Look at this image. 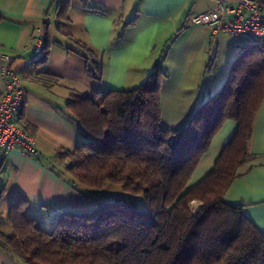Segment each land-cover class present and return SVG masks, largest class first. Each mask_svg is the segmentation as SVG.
<instances>
[{
	"label": "trees",
	"instance_id": "16d2710c",
	"mask_svg": "<svg viewBox=\"0 0 264 264\" xmlns=\"http://www.w3.org/2000/svg\"><path fill=\"white\" fill-rule=\"evenodd\" d=\"M69 7L70 0L59 3V19L67 20ZM47 29L36 54L39 65L50 56ZM78 53L93 64L87 67L89 78L100 82L102 65L95 63V55L85 45ZM166 77L159 62L131 90L72 97L67 107L85 141L72 150H57L56 157L64 167L60 176L95 207L58 212L48 232L25 215L27 201L18 199L6 215L0 213V222L6 217L15 230L12 237L0 231L4 251L26 264H36L26 258L42 264H264V233L244 215L243 206L224 201L237 169L252 158L248 143L264 97V51L252 47L242 52L222 88L178 130L161 123ZM229 120L238 125L235 134L213 170L189 187ZM110 184L142 196L147 210L131 201L99 200ZM3 196L0 190V200ZM194 203L199 206L193 208Z\"/></svg>",
	"mask_w": 264,
	"mask_h": 264
},
{
	"label": "crops",
	"instance_id": "0c3cea01",
	"mask_svg": "<svg viewBox=\"0 0 264 264\" xmlns=\"http://www.w3.org/2000/svg\"><path fill=\"white\" fill-rule=\"evenodd\" d=\"M216 1L70 0L67 20H61L56 9L62 0H0V53L12 57L11 69L25 88L23 109L14 119L33 135L38 152L35 158H25L15 149L5 158L0 167V190H4L0 213L6 215L18 199L26 200L27 208L34 207L37 215L95 207L66 183L65 175L60 176L64 167L56 157L57 150H72L85 141L67 107L74 95L131 90L161 62L167 73L161 87L162 126L185 127L196 109L222 88L232 63L246 51L228 34L212 37L208 28L188 24L191 16L210 10ZM47 27L50 56L39 65L34 47ZM81 45L102 65L100 82L87 75L93 64L78 53ZM216 61L218 68L227 61L229 76L216 74ZM1 66L0 62V95L5 90ZM237 126L231 120L224 124L189 187L213 170ZM248 152L252 158L237 169L224 201L243 206L244 215L264 233V97ZM0 264L19 262L0 247Z\"/></svg>",
	"mask_w": 264,
	"mask_h": 264
},
{
	"label": "built area",
	"instance_id": "2783aa9c",
	"mask_svg": "<svg viewBox=\"0 0 264 264\" xmlns=\"http://www.w3.org/2000/svg\"><path fill=\"white\" fill-rule=\"evenodd\" d=\"M190 26H204L212 37L220 33L232 36L242 50L259 47L264 51V0H217L210 10L189 18ZM42 35L34 47L35 54L43 48ZM12 57L0 53L1 76L5 90L0 95V167L5 158L19 149L25 158L38 155L35 138L18 126L14 116L23 109L25 88L20 76L11 69Z\"/></svg>",
	"mask_w": 264,
	"mask_h": 264
},
{
	"label": "rangeland",
	"instance_id": "374dc122",
	"mask_svg": "<svg viewBox=\"0 0 264 264\" xmlns=\"http://www.w3.org/2000/svg\"><path fill=\"white\" fill-rule=\"evenodd\" d=\"M213 50H214V52H213L212 60L215 58L214 56L216 54V47H214ZM219 54L220 53H218V56H220ZM218 59H219V57H217L216 60L218 61ZM217 61L214 65L215 71L218 68ZM218 72H221L223 74V76H225V74H226V76H229V70L227 69V61H223L219 65V68H218V71L216 72V74H218ZM225 78H227V77H225ZM91 94H93V93H91ZM93 195H96V193H93ZM98 199L103 200V201H124V200H126V201L133 202L138 209L146 211L148 208L147 203L142 196L132 195L130 193L124 192L119 185H114V184L108 185L102 192H100L98 194ZM198 206H199L198 203L192 204L193 208H197ZM24 212H25L26 216L31 217V218H35L38 221L41 228L44 229L45 231L50 232L52 230L55 215H51L50 212L41 213V214L37 215V211L34 209V207L31 208V206L28 207ZM0 231L8 237H12L15 234V230H14L12 224L6 219V217H4L3 221L0 222ZM15 259H17L19 264H26L22 260V258H20L19 256H16ZM25 260L27 262L30 261V263L42 264L38 260H29V258H26Z\"/></svg>",
	"mask_w": 264,
	"mask_h": 264
}]
</instances>
